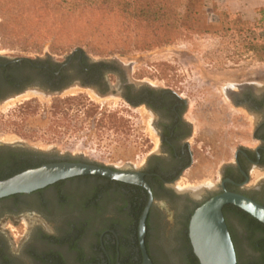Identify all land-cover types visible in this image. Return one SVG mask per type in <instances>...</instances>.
<instances>
[{
  "label": "rangeland",
  "instance_id": "rangeland-1",
  "mask_svg": "<svg viewBox=\"0 0 264 264\" xmlns=\"http://www.w3.org/2000/svg\"><path fill=\"white\" fill-rule=\"evenodd\" d=\"M218 3L213 4L212 12L200 14L197 31L184 32L168 43L136 48L128 41L81 38L70 33L69 25L63 23V13L46 10L40 0H0L3 55L63 62L80 48L91 61L116 65L117 71L105 76L109 84L119 88V93L98 97L90 89L72 85L54 95L46 92L52 89L37 75L31 74L22 94L0 101V143L81 157L104 166L139 164L153 145V137L146 110L125 100L120 86L125 81L152 84L186 95L195 117L204 103H214L213 126L207 129L213 157L205 162L211 171L218 170L239 143L249 142L252 129L249 113L233 107L226 99L227 89L221 85L229 83L231 89L236 86L234 82L258 81L255 89L264 91V21L258 22L259 15L252 19L228 12L224 0ZM74 80L80 81L72 75L69 82ZM90 85L102 92L98 85ZM34 87L46 93H34L30 90ZM123 93L131 95L128 89ZM201 124L195 123L196 133H200ZM195 159L197 171H202V155ZM215 170L212 173L217 175ZM259 175L254 170L251 180ZM102 184L96 180L73 182L65 190L53 188L16 206L11 199L0 201V231L9 243L7 251L0 248V264L8 263L6 257L14 264L97 261L101 255L100 234L112 226L109 220L92 219L93 212L86 204L96 197L100 191L97 186ZM227 221L236 241L238 264H264V249L256 247L264 233L250 231L248 221L233 211H227ZM113 227L130 235L127 225ZM166 227V223L156 227L153 255L159 264H189L183 225H170L167 236Z\"/></svg>",
  "mask_w": 264,
  "mask_h": 264
},
{
  "label": "flooded vegetation",
  "instance_id": "flooded-vegetation-1",
  "mask_svg": "<svg viewBox=\"0 0 264 264\" xmlns=\"http://www.w3.org/2000/svg\"><path fill=\"white\" fill-rule=\"evenodd\" d=\"M3 54L0 51V101L23 92L29 81L25 78L24 57ZM52 82L53 80L42 83L51 89H60L64 86L63 84L52 86ZM254 83L258 81L234 82L236 86L231 89H228L229 83L221 85L227 89V101L233 107L249 113L252 118V129L249 142L239 143L232 157L220 165L218 170L214 169L218 173L217 178L216 173H212L214 170L211 171V167L205 162L213 157V147L208 144L207 129L213 126L211 119L214 103L212 101L204 103L199 116L195 117V114H192L191 101L186 95L171 88H159L152 84L132 85L125 81L120 87L125 90L127 86H131V95H126L123 90L121 95L131 105L143 106L146 110L147 124L153 137L150 143L153 145L148 148L146 156L139 164L107 167L125 173L139 174L148 188L136 181L124 182L101 175H82L59 180L31 193L9 196L0 201L11 199L16 206L22 204L26 198L42 196L53 188L65 190L67 185L73 182L96 180L105 183L97 186L100 191L86 205L91 207L94 215L92 219L109 220L112 227L100 234V258L93 263L85 264H143L138 232L145 209H147L143 221L145 252L152 264H159L151 248L158 225L166 223L165 236L169 234L170 225H183V237L186 241L188 222L193 211L205 200L224 190L241 193L264 205V91L256 90L255 87L259 86ZM196 122L202 123L198 127L200 133L195 131ZM26 150L28 149L21 145L0 143V155ZM42 153L48 162L67 160L95 163L81 157ZM200 155L204 161L202 171L198 172L194 163H198L195 157ZM189 170L192 172L186 176ZM254 170L259 171L261 175L252 181ZM114 213L117 216L103 217ZM89 220L90 218L86 222ZM36 224L37 221H34L33 226ZM118 224L129 226L130 235H125L113 227ZM123 232H127V229ZM0 248L2 252L9 249L6 235L2 231ZM234 250L238 264L236 244ZM5 260L7 264H14L7 257Z\"/></svg>",
  "mask_w": 264,
  "mask_h": 264
},
{
  "label": "trees",
  "instance_id": "trees-1",
  "mask_svg": "<svg viewBox=\"0 0 264 264\" xmlns=\"http://www.w3.org/2000/svg\"><path fill=\"white\" fill-rule=\"evenodd\" d=\"M45 9L63 13V23L69 25L70 33L91 38L117 39L132 42L137 48H149L168 43L184 32H195L199 16L209 0H40ZM258 22L264 21V9L258 11ZM51 19V18H50ZM53 20V19H51ZM60 24V23H59ZM25 78L37 75L43 82L53 80L52 86L66 85L71 76L78 77L82 84H96L104 92L108 82L106 74H114L116 65L104 61H91L85 52L74 49L63 62L50 59L24 58ZM132 90L131 86H127ZM48 161L43 153L36 151L8 152L0 155V180L9 178L26 169L38 167ZM227 211L238 213L248 221L250 231L264 233V224L240 208L227 204L222 212L233 245L234 235L227 221ZM187 260L189 264H200L194 255L188 237ZM264 249V237L256 243Z\"/></svg>",
  "mask_w": 264,
  "mask_h": 264
},
{
  "label": "water",
  "instance_id": "water-1",
  "mask_svg": "<svg viewBox=\"0 0 264 264\" xmlns=\"http://www.w3.org/2000/svg\"><path fill=\"white\" fill-rule=\"evenodd\" d=\"M104 79H106V76H104ZM72 85L90 89L98 97L112 95L115 92L119 93L118 86L109 83L107 91L100 92L93 86L82 84L78 80L69 82L60 89H48L46 92L56 95ZM30 90L34 91V93H46L39 87L30 88ZM82 175H101L124 182L136 181L147 187L139 174L125 173L96 163L62 160L44 163L38 167L26 169L9 178L0 180V199L17 194H28L59 180ZM227 204L240 208L264 224V205L241 193L227 190L213 195L193 211L187 227L189 242L200 264H236L234 245L222 212L223 207ZM146 212L147 209L144 210L139 226V244L143 254V264H152L145 252L143 243L145 230L143 221Z\"/></svg>",
  "mask_w": 264,
  "mask_h": 264
},
{
  "label": "crops",
  "instance_id": "crops-1",
  "mask_svg": "<svg viewBox=\"0 0 264 264\" xmlns=\"http://www.w3.org/2000/svg\"><path fill=\"white\" fill-rule=\"evenodd\" d=\"M218 2L219 0H209L202 13L205 11L206 13L212 12L213 4ZM223 4L228 12L242 14L252 19L259 15L258 11L260 9H264V0H224Z\"/></svg>",
  "mask_w": 264,
  "mask_h": 264
}]
</instances>
